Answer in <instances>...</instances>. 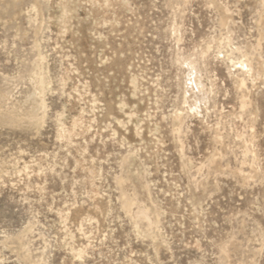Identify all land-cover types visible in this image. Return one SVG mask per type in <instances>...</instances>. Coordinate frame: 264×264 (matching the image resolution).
<instances>
[{"label":"rangeland","instance_id":"obj_1","mask_svg":"<svg viewBox=\"0 0 264 264\" xmlns=\"http://www.w3.org/2000/svg\"><path fill=\"white\" fill-rule=\"evenodd\" d=\"M0 264H264V0H0Z\"/></svg>","mask_w":264,"mask_h":264},{"label":"bare ground","instance_id":"obj_2","mask_svg":"<svg viewBox=\"0 0 264 264\" xmlns=\"http://www.w3.org/2000/svg\"><path fill=\"white\" fill-rule=\"evenodd\" d=\"M245 64H243L242 62H240V66L242 67V66H244Z\"/></svg>","mask_w":264,"mask_h":264}]
</instances>
